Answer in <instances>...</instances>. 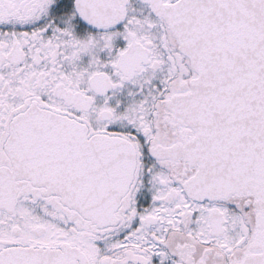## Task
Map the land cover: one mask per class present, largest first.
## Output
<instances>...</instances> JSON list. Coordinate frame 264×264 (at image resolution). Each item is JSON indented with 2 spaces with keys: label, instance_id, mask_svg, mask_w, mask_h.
Masks as SVG:
<instances>
[{
  "label": "snow or ice",
  "instance_id": "obj_1",
  "mask_svg": "<svg viewBox=\"0 0 264 264\" xmlns=\"http://www.w3.org/2000/svg\"><path fill=\"white\" fill-rule=\"evenodd\" d=\"M0 264H264V0H0Z\"/></svg>",
  "mask_w": 264,
  "mask_h": 264
}]
</instances>
